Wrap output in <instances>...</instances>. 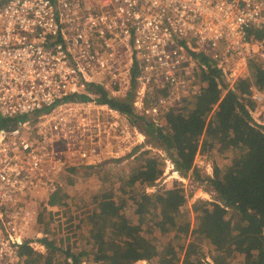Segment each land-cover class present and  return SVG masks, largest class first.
Masks as SVG:
<instances>
[{"label": "built area", "instance_id": "built-area-1", "mask_svg": "<svg viewBox=\"0 0 264 264\" xmlns=\"http://www.w3.org/2000/svg\"><path fill=\"white\" fill-rule=\"evenodd\" d=\"M195 55L233 89L252 60L264 62V0H0V124L9 122L0 128V264H23L25 245L36 250L35 204L69 167L105 164L118 141L129 149L130 117L90 90L133 93L137 115L157 116L199 95ZM249 99L264 126V89L252 86Z\"/></svg>", "mask_w": 264, "mask_h": 264}, {"label": "trees", "instance_id": "trees-1", "mask_svg": "<svg viewBox=\"0 0 264 264\" xmlns=\"http://www.w3.org/2000/svg\"><path fill=\"white\" fill-rule=\"evenodd\" d=\"M195 58L201 66L196 72L200 93L175 103L165 113V126L136 114L133 93L125 99L111 98L101 88H90V93L127 114L131 128L159 144L184 177L199 151H218L222 164L213 176H202L199 170L192 176L215 201L199 200L190 210L186 190L174 186L157 194L131 191L124 199L103 192L75 207L58 187L49 205L65 210L66 226L46 213L47 226L60 235L44 239L47 251L39 257L23 246L24 264H264V126L255 122L251 112L257 106L249 100L252 86L264 89V65L250 62L248 75L232 89L211 60ZM148 153L141 155L144 161L134 167L129 185L152 186L162 176L164 161ZM92 205L97 208L87 211ZM76 210L80 212L72 222Z\"/></svg>", "mask_w": 264, "mask_h": 264}, {"label": "rangeland", "instance_id": "rangeland-1", "mask_svg": "<svg viewBox=\"0 0 264 264\" xmlns=\"http://www.w3.org/2000/svg\"><path fill=\"white\" fill-rule=\"evenodd\" d=\"M254 60L257 63L264 65V62L259 59ZM254 60H252L251 63ZM156 96L152 95L150 97L147 103L148 106H151V101L156 102ZM159 108V114H157V116H147L145 118L152 120L158 126H165V113L174 109L175 103L170 104L168 106L169 110L166 111H159ZM140 123H142V121ZM123 127L127 128L128 131L134 135L130 140L129 149L132 148L131 150L126 149L125 143L117 142L118 148L115 149V155L113 156H117L116 158H119V160L113 159V156H108L107 162L104 164L105 166L103 165L99 167V164L92 166L87 164L79 166L72 165V167H69L70 169H67V173L62 175L58 187L63 188V193L71 198L75 207L82 206V204L87 202L89 203L94 195L102 194L103 192H114L118 199H124L128 197L127 193L131 191L135 193L146 191L152 194H157L165 188H171L174 186H179L186 190V195L188 197L186 206L190 210L193 204L199 200L215 201V195L212 192H209L205 187L194 182L192 176L196 170H199L202 176H213L217 164H222L221 155L218 151H209L208 153L199 151L193 163L192 170L187 174V177H184L176 170L170 159V155H168L159 144L155 142L150 143L148 138H146L145 134L139 128H136L135 126H132L133 128H131L130 122L124 123ZM140 134H142L144 138L143 140L142 137L138 136ZM130 152L131 155H129ZM144 152H149L148 157L152 156L155 159L157 158L158 160L160 159L164 161L162 176L152 186L138 183L135 185H129L133 177L132 175L134 174V167H138L142 164L141 161L143 159L141 160L140 157ZM128 155L131 157L130 159H128L129 157H126ZM84 167L86 170H82ZM49 202L50 200L48 202L46 200L43 202L37 201L35 204V206L37 205L40 215L36 216L37 227L29 232V242L34 243L33 246L36 248L34 252L37 257L45 254L47 251L44 242L45 238H51L54 234L60 235V232H53V229H51L52 227L47 226V224L50 223L48 222L49 218L46 213L52 214L55 218H59V223L64 226H66V222L68 221L66 220L65 210L57 206L52 207L49 205ZM46 203L50 206L49 209L45 208ZM95 207L96 206L93 205L89 206L87 211H93ZM79 212L80 210L75 211L73 214V220H71L72 222L76 221L75 216ZM207 260L210 261L209 256L207 257ZM24 263L25 260L23 261V264Z\"/></svg>", "mask_w": 264, "mask_h": 264}, {"label": "crops", "instance_id": "crops-1", "mask_svg": "<svg viewBox=\"0 0 264 264\" xmlns=\"http://www.w3.org/2000/svg\"><path fill=\"white\" fill-rule=\"evenodd\" d=\"M143 261H145V260H143Z\"/></svg>", "mask_w": 264, "mask_h": 264}]
</instances>
